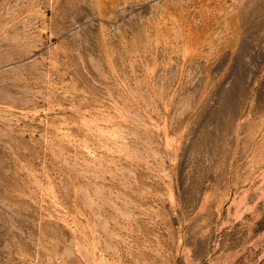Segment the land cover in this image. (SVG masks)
<instances>
[{
  "label": "rangeland",
  "instance_id": "374dc122",
  "mask_svg": "<svg viewBox=\"0 0 264 264\" xmlns=\"http://www.w3.org/2000/svg\"><path fill=\"white\" fill-rule=\"evenodd\" d=\"M0 264H264V0H0Z\"/></svg>",
  "mask_w": 264,
  "mask_h": 264
}]
</instances>
